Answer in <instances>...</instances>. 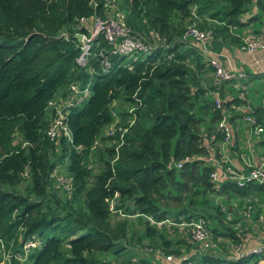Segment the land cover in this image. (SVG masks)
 Masks as SVG:
<instances>
[{
    "label": "trees",
    "instance_id": "1",
    "mask_svg": "<svg viewBox=\"0 0 264 264\" xmlns=\"http://www.w3.org/2000/svg\"><path fill=\"white\" fill-rule=\"evenodd\" d=\"M104 3L0 0V260L264 264V182L209 178V158L222 160L245 137L235 121L246 115L247 131L261 128L249 136L257 163L264 159V100H251L249 76L220 81L197 42L178 41L193 26L238 47L239 29L258 18L264 0H117L126 27L153 47L110 54L99 34L80 65L75 34H88ZM71 84H88L87 94L66 108L69 138L60 131L49 138L47 104ZM221 118L230 129L223 145ZM115 119L126 128L121 139L107 133ZM198 218L205 250L183 232ZM28 240L34 246L16 259Z\"/></svg>",
    "mask_w": 264,
    "mask_h": 264
},
{
    "label": "built area",
    "instance_id": "2",
    "mask_svg": "<svg viewBox=\"0 0 264 264\" xmlns=\"http://www.w3.org/2000/svg\"><path fill=\"white\" fill-rule=\"evenodd\" d=\"M113 8H116L115 4L111 0H105L104 11ZM121 13L115 12L114 16L106 17L105 19L104 16L102 18H95L87 35L78 33L75 34V36H79L78 40L81 44V53L76 60L78 64H85V57L88 54L89 44L99 34H102L103 40L109 46L107 51L110 54L132 55L135 52L143 54L150 52L153 44L147 42L145 39H143V37L134 34L128 27H126L123 14ZM84 22L85 21L83 19L80 20L81 24ZM63 36L66 37L64 34ZM190 40L198 43V53L201 56L202 60L212 68L215 78L220 81H230L237 78H245L246 74L243 71H233L231 69H227L215 58L208 44L210 40L208 32L200 31L193 26H189L182 33L178 41L187 42ZM237 50L247 54H251L255 50L264 51L263 35L253 30L244 31L240 35V43L237 47ZM102 67L103 69H107L109 67L108 61L105 58L102 60ZM87 86L88 84H86L84 87H79L76 84H71L69 86L67 96H57L54 101L52 100L48 102L47 109H54V115L49 119V123L45 131L46 135L49 138H54L59 131L62 132V134H64L67 138H69V131L64 121L65 115L68 111L66 108H69L75 103L82 100L83 96L87 94ZM215 103H219L217 97L215 98ZM243 108L246 112H249L251 106L250 104H247L244 105ZM243 120L249 125L253 124V119L250 116H244ZM116 121L117 120L115 119L107 133L108 135L118 133V138L121 139L122 134L126 131V128L120 125H116ZM216 125L223 132L224 137L223 141L221 142V145H223L230 137V129L226 124L224 118H221ZM251 131L253 133H258L261 131V128L258 126H254ZM186 160L188 159L184 158L183 161ZM209 161L214 163V169L209 173V178L213 182H219L226 179L233 181L238 187H242L245 184L253 181L264 182V159H262L259 164H249L247 162H243V166L247 167V170L245 172H237L235 168L238 167L241 169V167L231 163L227 157H223L222 160L209 158ZM181 163L182 162H178L176 166L179 167ZM57 179H59V181L61 182L64 181L61 176H59ZM189 226L190 237L198 244L199 250H202L203 248L208 246L209 238L204 228L203 220L196 219L191 222ZM33 246V241H26L22 245V254L17 252L15 254V258L18 260H23L27 252L29 251V248ZM262 248L263 246L255 248L253 252L259 253L261 252ZM6 256L3 257V259H6L7 261L6 264H11L8 261V256ZM165 259L171 261L173 259V256L168 255L165 257Z\"/></svg>",
    "mask_w": 264,
    "mask_h": 264
},
{
    "label": "crops",
    "instance_id": "3",
    "mask_svg": "<svg viewBox=\"0 0 264 264\" xmlns=\"http://www.w3.org/2000/svg\"><path fill=\"white\" fill-rule=\"evenodd\" d=\"M254 12H256L255 14L258 17L264 19V11H259V8L255 7ZM254 21L255 20L249 21L247 25L253 23ZM246 26L239 29V33L242 34L244 31L251 30ZM258 33H261L264 38V25ZM208 44L215 58L224 67L233 71H243L246 74L245 77L249 76V78H247L250 79L247 89L249 91H253L255 95L251 96V100H255L257 97L258 99L261 98L259 91L261 88H264V51L255 50L251 54H247L238 51L237 47L234 46H226L210 40ZM261 99L264 100V98ZM235 124L238 129V133L243 134L245 137L243 138V141H241L242 144H239L240 140L238 138L235 145H233L234 148L224 152L225 155L223 153V157H227L231 163L237 166H243V162L257 164V157L255 152L252 150L251 137L249 136L251 135V131H247L246 122L244 120L242 121L240 118L236 119Z\"/></svg>",
    "mask_w": 264,
    "mask_h": 264
},
{
    "label": "rangeland",
    "instance_id": "4",
    "mask_svg": "<svg viewBox=\"0 0 264 264\" xmlns=\"http://www.w3.org/2000/svg\"><path fill=\"white\" fill-rule=\"evenodd\" d=\"M114 4H115V6H116V8H113V9H109V10H107V11H104V13H103V15H104V19L106 18V17H110V16H114V13L115 12H120L121 13V10L119 9V7H118V4H117V0H111ZM121 14H123V13H121ZM125 16V12H124V15H123V17ZM252 24V25H251ZM251 24H249V25H247L246 27L247 28H249V29H251V30H253V31H256V32H258V31H260L261 29H262V27H263V25H264V19L263 18H260V17H258L253 23H251ZM252 27V28H251ZM170 56V55H169ZM245 81H246V79H245ZM259 94H260V97L261 98H264V88L262 89H260V91H259ZM240 140V142H239V144H242L241 143V141H243V139L241 138V139H239ZM242 146V145H241ZM60 172L61 173H63V168L62 169H58V170H56L55 172H54V175L55 176H57V178L60 176L59 174H60ZM90 182V181H89ZM223 199H225V197H223V198H221V199H218V200H221L220 201V205L223 207L224 205H223ZM216 200V199H215ZM231 203H232V200H231ZM260 214V213H259ZM258 214V215H259ZM199 219V218H198ZM189 227L190 226H185V227H183V232H184V234L186 235L187 234V231H188V229H189ZM185 228V229H184ZM206 248H208V246H206L205 248H203L202 250H205ZM1 262H2V264H6L7 263V261H6V259H1L0 260ZM1 262H0V264H1Z\"/></svg>",
    "mask_w": 264,
    "mask_h": 264
},
{
    "label": "water",
    "instance_id": "5",
    "mask_svg": "<svg viewBox=\"0 0 264 264\" xmlns=\"http://www.w3.org/2000/svg\"><path fill=\"white\" fill-rule=\"evenodd\" d=\"M76 37H77V39H79V36L78 35Z\"/></svg>",
    "mask_w": 264,
    "mask_h": 264
}]
</instances>
